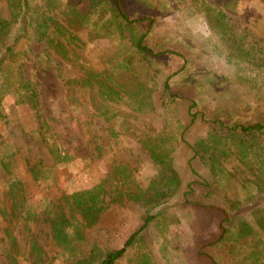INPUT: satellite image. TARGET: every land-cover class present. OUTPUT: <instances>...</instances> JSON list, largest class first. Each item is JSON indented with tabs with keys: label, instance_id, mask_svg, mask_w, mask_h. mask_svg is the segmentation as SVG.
Segmentation results:
<instances>
[{
	"label": "rangeland",
	"instance_id": "obj_1",
	"mask_svg": "<svg viewBox=\"0 0 264 264\" xmlns=\"http://www.w3.org/2000/svg\"><path fill=\"white\" fill-rule=\"evenodd\" d=\"M32 1L33 5L45 8V0ZM58 1L66 5L69 0ZM120 1L126 14L135 21L136 33H146L145 45L161 56L149 65L132 46L129 32L123 36L111 32V36H106L109 33L106 27L111 30L116 26L109 25L108 11L93 15L88 24L80 19L64 22L78 38L81 49H75L83 57L80 64L83 67H74V62L62 59L60 49L56 52L50 42L32 41L23 75L40 94L43 119L50 122L66 150L76 159L52 174L57 177L55 184L52 180L33 183L21 155L13 159L14 175L28 186V197L34 205H42L45 197L54 200L90 190L106 180L119 163L135 168L132 181L147 189L159 169L145 141L152 144L164 141L163 152L173 161L182 181L181 192L154 212L165 214V224H149L142 233L141 244L130 249L118 264H136L142 254H148L154 264H190L191 250L197 244L222 234V221L221 213L185 203L183 193L188 185L195 191L191 199L216 202L225 209L229 208L228 203L258 196V187L252 185L247 190L244 183L247 177L253 181L255 178L248 172L241 173L245 167L235 162V157L224 160V175L221 173L215 183L209 165L202 159L204 152L196 156L193 147L215 135L226 136L227 131L220 123L232 126L264 122V0ZM0 9L8 15L4 7ZM78 9L88 11L90 2L85 0ZM62 43H66L64 39ZM124 60L130 61L129 70L116 68ZM87 71L113 74L126 90L142 86L143 91L151 94L153 110L140 114H133L128 107L115 110L106 100H100L94 89L85 91L80 87L78 82ZM168 78L170 90L166 92ZM67 82L74 83L73 96ZM4 107L7 119L0 123V143L29 147L34 151L33 161L42 159L46 166L50 165L46 153L27 135L35 112L16 105L13 98H8ZM232 139L231 143L235 140ZM253 149L261 162L255 167L263 166L260 180L264 186V135ZM3 153L0 149V155ZM3 176L0 170V183ZM111 199L106 197L98 224L86 232L87 244L74 259L57 256L59 248L50 238L45 223L33 226L41 247L51 257L55 256L47 264H74L87 258L93 247L104 253L123 248L143 224L145 208L135 200L125 198L123 202L112 203ZM231 218L235 223L233 211ZM164 225L167 226L162 230ZM11 231L26 242L23 226L14 225ZM257 241L256 236L240 241L231 239L226 253L213 255L219 264H255L251 255ZM32 262L29 259L22 264ZM0 264H10L2 256L1 248Z\"/></svg>",
	"mask_w": 264,
	"mask_h": 264
},
{
	"label": "trees",
	"instance_id": "obj_2",
	"mask_svg": "<svg viewBox=\"0 0 264 264\" xmlns=\"http://www.w3.org/2000/svg\"><path fill=\"white\" fill-rule=\"evenodd\" d=\"M84 1L69 0L66 5H62L58 0H45V8H43L33 5L35 3L32 0H0V6L8 12V15H4L0 9V123L7 119L4 105L8 98H13L18 106H26L33 110L35 113L31 117V126L27 127V135L51 161V164L46 166L42 159L37 161L31 159L34 153L31 148L14 147L13 144L9 145L6 142L0 143V149L5 152L0 155V170L4 175L0 183V248L2 256L6 257L10 264H22L29 259L33 260V264H47L50 259L55 258L41 247L39 236L33 233V226H38L41 222L47 225L50 238L59 248L57 256L66 260L76 258L87 244L86 232L98 224L105 210L107 196H111L112 203H120L127 198L144 205L143 224L126 241L123 248L104 253L93 247L87 258L74 264H118L128 255L130 249L136 244H141L142 233L149 224L153 222L165 224V214L154 212L181 192L182 181L169 154L163 152L166 146L164 141L157 144L145 141L159 169L156 179L147 189L132 181L136 173L135 168H131L128 163H119L106 180L90 190L63 195L54 200L45 197L43 198L45 203L34 205L30 203L32 198L28 197V186L14 175L13 159L21 155L33 183L44 184L52 180L55 184L57 177L52 174L60 167L71 165L76 159L66 150L50 122L43 119L40 94L23 75L28 46L32 41L50 42L56 52L60 49L58 53L62 59L74 62V67H83L80 65L83 57L78 55L75 49V47L81 49L77 44L78 38L72 35L64 22L80 19L88 24L93 19V15L108 11L111 16L107 19L109 25L116 24V26L111 30L107 26L106 30H109V33L106 36H111V32H117L121 36L129 32L132 46L149 65H152L155 58L161 56V53H155L145 45L146 33L142 35L136 33L135 21L126 14L120 0H88L90 9L82 11L78 7ZM63 39L65 44L62 43ZM129 65L130 61L124 60L123 64L116 68L129 70ZM67 83L73 96L76 92L74 83ZM78 83L85 91L94 89L99 99L106 100L115 110L128 107L133 114L153 110L151 94L143 91L142 86L139 85L134 90H126L125 86L119 84L113 78V74L108 72L97 74L87 71L85 77ZM169 90L170 78L165 82V91L169 92ZM220 126L227 131L226 136L215 135L207 141H200L193 147L195 155L200 156L204 152L202 159L209 165L215 183L221 173L224 175L223 166L227 158L235 157V162H240L245 167L241 173L248 172L255 178L253 181L251 177H247L244 183L247 185V190L252 185L258 187V196L255 198L250 195L244 200L228 203L229 208L225 209L219 207V203L216 202L204 203L191 199L195 191L191 185H188V190L183 193L185 203L197 206L199 209L221 213L222 221L220 223L222 234L213 240L197 244V247L191 250L190 264H219L213 253H226L231 239L240 241L250 236L258 237L251 258L255 264H264V186L260 180L263 176V166L255 167L261 162L259 155L253 149L264 135V122L232 126L220 123ZM231 138L235 139H232V143L229 141ZM115 181L121 184L119 182L116 184ZM232 211L235 212V223L231 218ZM14 225L23 226L27 232L23 236L25 243L18 239L14 231H11ZM166 226L164 225L162 230ZM24 246L28 249L25 250ZM136 264L154 263L148 254H142Z\"/></svg>",
	"mask_w": 264,
	"mask_h": 264
}]
</instances>
